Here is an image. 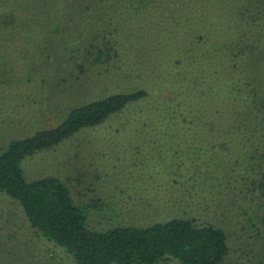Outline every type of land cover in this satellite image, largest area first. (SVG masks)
Masks as SVG:
<instances>
[{"label":"rangeland","instance_id":"rangeland-1","mask_svg":"<svg viewBox=\"0 0 264 264\" xmlns=\"http://www.w3.org/2000/svg\"><path fill=\"white\" fill-rule=\"evenodd\" d=\"M220 1L204 31L177 24L180 17L172 7L137 15L132 26L123 25L122 55L112 54L107 62L93 61L79 31L69 32L74 23L50 32L49 49H37L30 30L32 37L27 33L20 42L0 43V148L54 127L71 108L111 93L144 87L162 97L166 88L173 89V79L183 92L198 79L196 103L210 82L250 71L258 89L252 87L249 100L223 97V104L256 115L237 129L232 142L191 123L175 129L156 125L153 117L164 106L160 96H152L128 103L104 123L26 157L21 165L28 180L60 178L85 207L92 230L189 217L224 229L229 253L223 264H264V0ZM214 26L217 32L209 37ZM228 38L235 51H228ZM213 97V103L221 101ZM207 103L194 107L206 110L213 104ZM197 147L204 152L197 155ZM72 259L33 231L19 204L0 192V264H74Z\"/></svg>","mask_w":264,"mask_h":264},{"label":"trees","instance_id":"trees-1","mask_svg":"<svg viewBox=\"0 0 264 264\" xmlns=\"http://www.w3.org/2000/svg\"><path fill=\"white\" fill-rule=\"evenodd\" d=\"M220 2L0 0V43L8 45L9 42H20L21 38L30 37L29 33L32 31L37 36H31L33 45L39 50L42 45L44 49H49L50 32H61L68 28L67 24L74 23L76 26L69 32L79 31L80 44L92 56L93 61L107 62L112 54L122 55L123 25L132 26L131 19L138 18L137 15L156 9L164 12L172 7V13L180 17L177 24L192 31H204V25H207L209 16ZM170 9L167 10L168 13ZM83 30H89L87 37L80 32ZM211 31L209 37L217 32L216 28ZM27 33L30 36H26ZM231 39H227L228 51H235ZM173 64L176 65L175 62ZM169 66L174 67L171 62ZM188 69L184 68L185 71ZM248 72L250 71L242 69L233 77L226 76L225 81L210 82L207 94L202 90L196 97V103L194 96L201 88L198 79L193 80L184 92L178 79H173V89L166 88L162 97L152 89L139 87L111 93L104 98L73 107L56 126L37 130L24 138L13 139L0 148V192L19 204L33 231L63 248L72 256L74 264H167L172 260L178 264H223L229 253L227 235L215 223H198L189 217H173L146 226L118 225L104 231L92 230L87 227L85 207L73 200L69 188L60 178L48 175L28 180L21 163L26 157L55 147L82 129L104 123L125 109L128 103L152 96H160L164 106V112L153 117L156 125H163L166 129L174 126L172 129H175L176 126L185 128L186 124L191 123L197 125L202 132L216 131V138L225 136L232 142L231 140L237 139V129L246 128L249 120L256 115L252 117L244 107L223 104V97L235 100L245 96L249 100V91L255 87L256 79ZM257 93L255 89L251 91L253 100ZM205 95L209 96L204 98ZM215 95L221 97L217 104L213 103L217 99L213 97ZM184 99L187 100L186 104L182 101ZM205 99L208 100L207 106L213 103L206 106V110L194 107L202 106ZM260 124L262 125V119ZM213 143L211 150L215 148ZM199 150L204 152L202 147H197V151L194 150L197 155Z\"/></svg>","mask_w":264,"mask_h":264}]
</instances>
